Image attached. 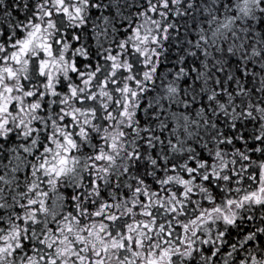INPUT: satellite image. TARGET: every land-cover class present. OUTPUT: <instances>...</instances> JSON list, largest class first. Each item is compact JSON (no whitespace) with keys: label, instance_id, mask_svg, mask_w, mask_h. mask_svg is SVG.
I'll return each mask as SVG.
<instances>
[{"label":"snow or ice","instance_id":"snow-or-ice-1","mask_svg":"<svg viewBox=\"0 0 264 264\" xmlns=\"http://www.w3.org/2000/svg\"><path fill=\"white\" fill-rule=\"evenodd\" d=\"M0 264H264V0H0Z\"/></svg>","mask_w":264,"mask_h":264}]
</instances>
